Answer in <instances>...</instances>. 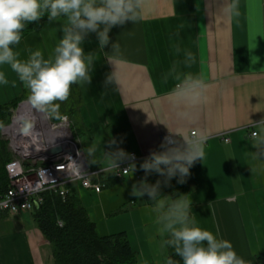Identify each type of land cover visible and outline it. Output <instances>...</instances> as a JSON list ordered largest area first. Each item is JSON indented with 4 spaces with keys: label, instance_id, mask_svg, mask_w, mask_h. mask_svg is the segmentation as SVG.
Masks as SVG:
<instances>
[{
    "label": "crops",
    "instance_id": "0c3cea01",
    "mask_svg": "<svg viewBox=\"0 0 264 264\" xmlns=\"http://www.w3.org/2000/svg\"><path fill=\"white\" fill-rule=\"evenodd\" d=\"M230 3L143 0V19L114 27L102 52L95 33L83 45L86 53L99 55L91 83L77 85L82 102L75 132L90 167L121 161V149L143 158L134 163L133 175L131 171L100 193L73 187L98 233L126 232L140 264H165L174 254L165 243L167 234L159 231L148 196L129 195L132 185L145 177L140 165L158 151L166 132L175 135L179 148L192 131L207 137L203 158L188 176L195 225L230 241L247 264H259L258 257L264 255V0H237L236 13L226 10ZM62 24L46 21L27 36L14 48L19 58L26 60L29 50L51 57ZM114 42L120 44L115 65L106 59ZM188 53L196 57L195 63ZM0 70H6L9 80L0 88L12 100L26 88L9 66ZM114 71L119 84L105 87L106 76ZM197 78L207 84L206 99L178 102ZM114 140L119 148L111 155L107 147ZM0 264H56L33 211L0 217Z\"/></svg>",
    "mask_w": 264,
    "mask_h": 264
},
{
    "label": "clouds",
    "instance_id": "9594fccd",
    "mask_svg": "<svg viewBox=\"0 0 264 264\" xmlns=\"http://www.w3.org/2000/svg\"><path fill=\"white\" fill-rule=\"evenodd\" d=\"M142 5L143 0H0V66H9L17 75L28 89V99L35 109L66 120L59 111L61 103L68 100L73 85L83 87L91 83L95 62L99 59L98 52H85L86 37L95 33L102 52L110 43L109 33L114 27L129 22L135 24L143 19ZM237 7V0H231L226 10L236 13ZM45 16L49 23L63 20L62 36L53 55L45 59L41 51L29 50L28 58L21 60L13 46L20 44L28 24L39 22ZM111 47V55L106 53V59L115 65L119 61L120 44L114 42ZM188 57L196 62L192 53H188ZM8 83L5 72L0 70V85ZM104 84L105 87L119 84L115 71L106 76ZM206 90L207 84L197 78L177 98L178 102L199 103L206 99ZM171 135L164 137L163 151L151 152L140 165L145 177L139 184L132 185L129 195L134 198L147 195L154 202L159 231L167 234L165 243L174 249V255L180 257L182 264H247L237 255L230 241L218 239L210 231L195 225L191 216L192 203L185 195L159 197L161 182L147 183V175L155 172L166 177L165 185H169L174 177H178L177 183L183 184L190 175V168L198 159L202 160L206 136L188 137L181 148H173L167 147ZM118 154L120 158L135 159L134 154H127L122 149ZM130 168L133 175L137 170L135 164ZM165 264L179 262L167 257Z\"/></svg>",
    "mask_w": 264,
    "mask_h": 264
},
{
    "label": "trees",
    "instance_id": "16d2710c",
    "mask_svg": "<svg viewBox=\"0 0 264 264\" xmlns=\"http://www.w3.org/2000/svg\"><path fill=\"white\" fill-rule=\"evenodd\" d=\"M46 21H48L47 16L39 22L28 24L22 33L21 41L40 29ZM72 94L71 91L70 100L62 103L63 109L69 107L71 116L80 119V105L77 106L80 98L79 96L75 98ZM18 99L0 105V196L10 187L7 164L13 160L8 150V143L1 137V129L12 115L11 110L17 108L23 101V98ZM60 114L63 116L65 113L60 112ZM54 119L58 120V118ZM165 179V176L155 172L148 178L149 185L155 184L157 180L161 182L158 189L159 197L170 195L172 198H177L185 195L187 199L191 194L192 183L188 177L183 184L177 183L178 177H174L169 185H165ZM104 181L109 187L121 180L114 175H108ZM147 201L151 205L154 204L149 197ZM33 217L46 240L53 247L56 264H140L138 254L133 250L126 232L105 236L98 233L96 223L91 219L74 187L70 188L65 197L54 191L44 192L43 202L33 211ZM170 257L182 264L180 257L174 254ZM258 261L259 264H264V255L259 256Z\"/></svg>",
    "mask_w": 264,
    "mask_h": 264
},
{
    "label": "built area",
    "instance_id": "2783aa9c",
    "mask_svg": "<svg viewBox=\"0 0 264 264\" xmlns=\"http://www.w3.org/2000/svg\"><path fill=\"white\" fill-rule=\"evenodd\" d=\"M63 116L67 119L56 120L44 114L42 124L37 121L34 132L15 135L21 158L7 164L11 183L7 192L0 196V217L34 211L43 202L44 192L54 191L65 197L75 184L100 193L107 187L104 179L108 175L121 179L131 172V165L143 158L131 152L134 160L123 158L108 167L91 168L82 143L74 133L72 121L67 115ZM170 134H161L157 152L164 150L161 145L164 137ZM196 134V131L191 132L192 137ZM252 135L256 137L258 132L253 131ZM224 140L228 142L230 139L225 137ZM180 146L172 134L167 147ZM57 147H62L63 151L55 154L52 151Z\"/></svg>",
    "mask_w": 264,
    "mask_h": 264
},
{
    "label": "rangeland",
    "instance_id": "374dc122",
    "mask_svg": "<svg viewBox=\"0 0 264 264\" xmlns=\"http://www.w3.org/2000/svg\"><path fill=\"white\" fill-rule=\"evenodd\" d=\"M29 36V35H28ZM24 40V39H23ZM22 40V41H23ZM21 41V42H22ZM20 42V43H21ZM18 45H16V46H14V48L15 47H17ZM4 70V69H3ZM5 72V74H6V77H7V72H6V70L4 71ZM71 91H72V95H74L75 96V98H77L78 96H79V98H80V100H79V104H77V106L78 105H81V100H82V94L80 93V91H79V88L77 87V85H74V87H72V89H71ZM10 94L9 93H7V92H5V90H2V87L0 88V103L1 102H6V100L8 99V96H9ZM28 97H29V91H28V89H24L19 95H17L16 97H14L12 100H14V99H16V98H19V99H22L23 98V101H21L20 103H19V105L17 106V108H13L11 111H12V115L8 118V120H7V122L5 123V125L2 127V129H1V137H2V139L4 140V141H6L8 144V150H9V152H10V154H11V157L13 158V159H16V158H21V154H19L18 152H19V150H18V148L16 147L17 145H16V142L14 141L15 140V135L16 134H21L22 132H21V130H19V129H17L16 127H14L13 125H14V120H15V117H16V115H17V113H18V111H19V109L22 107V105H24L25 103H27V102H30L29 101V99H28ZM70 98H71V95L69 96V100H70ZM18 99V100H19ZM8 101V100H7ZM9 101H11V100H9ZM8 101V102H9ZM4 104V103H3ZM76 105H75V107H77ZM38 111V110H37ZM60 112H64L65 114L64 115H67L69 118H70V120L72 121V125H73V130H74V133H75V135H76V132H75V129H74V127L76 126V121L78 120V118H77V120H75V118H73L72 116H71V114H70V111H69V107H64V109H63V104L61 103V105H60V110H59ZM44 114L45 113H42V112H39L38 113V115H39V120H38V124H42V122H43V116H44ZM79 116V115H78ZM15 129H17V130H15ZM35 130V129H34ZM34 130L32 131L31 130V132L30 133H32V132H34ZM23 134V133H22ZM22 134H21V136H22ZM24 135V134H23ZM24 137V136H23ZM23 137H21V138H23ZM76 137H77V135H76ZM78 138V137H77ZM25 139V138H24ZM79 139V138H78ZM80 140V139H79ZM81 142V141H80ZM83 146V145H82ZM27 163V162H26ZM31 212V211H30Z\"/></svg>",
    "mask_w": 264,
    "mask_h": 264
},
{
    "label": "bare ground",
    "instance_id": "6f19581e",
    "mask_svg": "<svg viewBox=\"0 0 264 264\" xmlns=\"http://www.w3.org/2000/svg\"><path fill=\"white\" fill-rule=\"evenodd\" d=\"M39 112L40 111H37L30 102L25 103L19 109L13 126L21 130L24 135H28L31 130L33 131L36 128V123L39 119Z\"/></svg>",
    "mask_w": 264,
    "mask_h": 264
},
{
    "label": "water",
    "instance_id": "95a60500",
    "mask_svg": "<svg viewBox=\"0 0 264 264\" xmlns=\"http://www.w3.org/2000/svg\"><path fill=\"white\" fill-rule=\"evenodd\" d=\"M119 144L117 140L112 141L108 147H107V152L111 155L115 154L118 151ZM63 151L62 147H57L53 149V153H61Z\"/></svg>",
    "mask_w": 264,
    "mask_h": 264
}]
</instances>
